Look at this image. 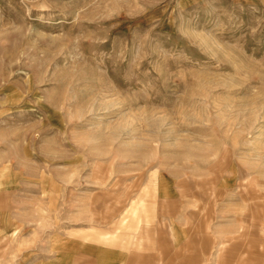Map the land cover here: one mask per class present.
Returning a JSON list of instances; mask_svg holds the SVG:
<instances>
[{"label": "rangeland", "instance_id": "rangeland-1", "mask_svg": "<svg viewBox=\"0 0 264 264\" xmlns=\"http://www.w3.org/2000/svg\"><path fill=\"white\" fill-rule=\"evenodd\" d=\"M259 224L264 0H0V264H136L150 226V264H234Z\"/></svg>", "mask_w": 264, "mask_h": 264}, {"label": "crops", "instance_id": "crops-1", "mask_svg": "<svg viewBox=\"0 0 264 264\" xmlns=\"http://www.w3.org/2000/svg\"><path fill=\"white\" fill-rule=\"evenodd\" d=\"M171 205L175 206L176 204L172 203ZM171 226H172V224H171ZM188 227H191V225L188 224ZM192 227H195V225H192ZM203 228H206L209 231H212L211 229L213 228V222L212 221L207 222V224ZM195 229H196V227L194 228V230ZM146 231H147V234L150 235V236L148 235V237H147L148 238L147 239L148 243H147V245L146 244L145 245L142 244V247H143L142 249L144 251L138 252V254L137 253L134 254L133 262H135L136 264H150L151 260H153V257H151V255H152L151 254V250L149 248L150 247L149 246V241L151 240V238H152V242H153L151 247H153V245H154V247H156V245H158L157 242H156L158 240L157 239L158 238L157 227L156 226H154V227L150 226L149 229H147ZM197 231L198 230H196V232ZM179 233L181 234L182 230L180 231V229H179ZM145 243H146V241H145ZM205 243H207V241ZM102 252L104 253L103 249H101L99 254H96V256H95L96 259H92L91 260L94 264H102V263H104V264H124L126 262L127 263L132 262V258L131 257H130V260H129V259H126V257L124 255L123 256H121V255L118 256V253H116V252L113 255V252L111 251V249H109L110 254H108V256L100 255ZM101 256H102V258H101ZM196 256L197 255H195V254L194 255H190V258L188 257V259H187V260H190V261H188V263L189 264H196V262H195V257ZM80 259L84 260L83 264H85L87 262H90V260L86 261L88 258L85 257V256H82V258L80 257Z\"/></svg>", "mask_w": 264, "mask_h": 264}, {"label": "bare ground", "instance_id": "bare-ground-1", "mask_svg": "<svg viewBox=\"0 0 264 264\" xmlns=\"http://www.w3.org/2000/svg\"><path fill=\"white\" fill-rule=\"evenodd\" d=\"M238 225H239V227H238ZM238 225H237V227L244 231L245 225L244 224H241V225L238 224ZM259 225L264 229V224H259ZM253 226H256V225H253ZM229 233H231V231ZM224 234L226 235L225 232H224ZM224 234H222V235H224ZM247 238H250V240L248 241ZM255 238H256L255 234H249V236H247V235H245V233H243V235H239V237L236 238L235 243H234V247L236 249L235 255L237 256V258L234 259V264H264V252L261 254L258 252L257 245L252 241ZM239 240H240V242H239ZM241 240L243 242H241ZM241 246H242V248H240ZM261 250L263 251L264 247H262ZM240 252H241V254H240ZM227 253H230V251H228ZM227 253L225 252V254L222 255V258L230 256V255H227ZM227 260H228V257H227ZM221 262H222V264H225L224 260H222Z\"/></svg>", "mask_w": 264, "mask_h": 264}]
</instances>
